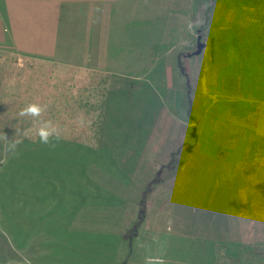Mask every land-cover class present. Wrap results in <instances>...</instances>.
I'll return each mask as SVG.
<instances>
[{
  "label": "rangeland",
  "instance_id": "rangeland-1",
  "mask_svg": "<svg viewBox=\"0 0 264 264\" xmlns=\"http://www.w3.org/2000/svg\"><path fill=\"white\" fill-rule=\"evenodd\" d=\"M156 1L149 2L150 16H160L143 42L136 38L142 33L114 40L125 55L120 62L113 46L110 59L138 71L127 52L149 48L152 77H111L96 105L94 97L65 102L60 81L83 75L41 60L39 72L19 71L29 61L18 58L0 30V244L4 238L11 250L0 246V264H63L46 247L63 243L43 229L49 219L61 232L105 234L88 245L93 250L86 245L95 239L82 235L84 247L71 264H172L173 256L192 264H264V215L255 219L250 207L258 181L232 163L243 158L240 144L253 143L261 159L252 165L248 158V165L264 172V0ZM130 19L125 28L135 24ZM198 34L204 47L196 54ZM242 39L253 41L247 51L254 50L256 65L244 76L235 72L243 64ZM236 100L251 102L238 120L228 103ZM29 103L44 106L41 118L57 127L49 144L35 134L41 118L19 115ZM30 177L33 196L21 186ZM239 186L251 196L242 205ZM12 224L30 234L20 250L11 244ZM223 242H235L234 257L220 248ZM239 242L244 249L235 247Z\"/></svg>",
  "mask_w": 264,
  "mask_h": 264
},
{
  "label": "crops",
  "instance_id": "crops-1",
  "mask_svg": "<svg viewBox=\"0 0 264 264\" xmlns=\"http://www.w3.org/2000/svg\"><path fill=\"white\" fill-rule=\"evenodd\" d=\"M150 1L155 3L154 6L158 5L156 0H0V30L5 34L3 40L6 39L10 42L17 51L18 58L24 57L29 61L26 63L27 67H23L19 71H37L40 67H44L38 63L41 60L45 65L48 63L53 65L50 66L51 68L58 67L70 73L76 72L78 75H83L85 76L83 81L72 83L68 82L69 80L60 81L64 89L65 102H77V100L87 98L84 103H88L94 97L90 103L96 105L101 102L100 98L103 97L100 95L99 89L103 85H108L111 77L120 75L132 79L138 78L143 74L137 73H145L151 67L150 61L145 60L149 54L145 49L139 52H127L133 62L139 61L138 71L130 65L122 68L121 64H113L110 60L113 46L117 48L115 55L120 62H123L121 57L125 55L124 51L120 50L121 43L114 45V40H124L126 35L134 38L136 33H142L141 37L136 38H140L141 41L142 38L145 39L143 34L148 32L146 30L152 23V19L160 16L159 13L150 16ZM138 9L141 10L137 14L139 20H135V11ZM126 16H130V20L137 25L133 24L125 28ZM114 20L118 21V25H114ZM129 56L124 57V60L127 61ZM30 60H35V63ZM239 68L242 71L244 66L241 65ZM248 73L250 72L243 71V76ZM252 81H254V77H251L250 82ZM41 83L43 82L41 81ZM239 84H241L240 81H238ZM260 84L264 87V81ZM117 86L110 89L111 99L116 93ZM228 103L231 105L229 106L230 110H233L232 118L238 120L245 116V111L251 102L236 100L228 101ZM236 107H238V111ZM94 108L97 109L96 106ZM240 145L243 158L239 161L232 160V163L239 167L240 174L249 177V180L258 181L259 194L254 196L257 198H253V203L250 205L251 214H254L255 217L258 215L255 218L258 219L262 216L261 214L264 215V199H262L264 196V172L261 166L257 168L252 165L256 164L259 158L261 159V155L259 157L256 154L260 146L253 143ZM251 157L252 165H248L250 163L248 158ZM238 190L241 201L239 205L250 200L251 196L247 192L243 194V187L239 186ZM223 193L224 196L228 195L227 190H224ZM245 221L247 220L245 219ZM179 242L181 243L179 246L182 247V238L178 236ZM232 243L235 242L227 244L223 242L219 246L220 248L230 247ZM246 245L239 242L235 247L241 248L242 246L244 249ZM209 247L216 248L214 242H211ZM183 261L178 256L170 257L167 260L172 264H192Z\"/></svg>",
  "mask_w": 264,
  "mask_h": 264
},
{
  "label": "trees",
  "instance_id": "trees-1",
  "mask_svg": "<svg viewBox=\"0 0 264 264\" xmlns=\"http://www.w3.org/2000/svg\"><path fill=\"white\" fill-rule=\"evenodd\" d=\"M240 1L243 4H248L247 2L249 0H240ZM262 2H264V1H262ZM135 25H137V23H135ZM252 35L254 36V32L252 33ZM252 39H254V37ZM242 41H244V43H246V44L240 46V48H239L240 50L237 53V55L243 61L242 65L244 66V68L241 71V69L239 68L241 65L239 67L237 66L235 72L243 75V71L252 73L254 71L256 65H255V61H254L255 58L251 54V52L254 51V50L249 51V52L247 51L248 47H250V48L252 47L251 44H253V41L250 42V40H247V39L246 40L242 39ZM141 42H143V41H141ZM145 51H148V50L145 49ZM246 55H248V57ZM245 60L247 62H249L248 64L246 63V66L244 65L245 62H246ZM138 62L139 61H135L134 63H138ZM150 62H151V60H150ZM236 64H240V63L237 62ZM148 71H146L145 73L139 72L137 74H143V75L146 74L145 76L150 79L152 77V72L148 73ZM55 145H58V143H55ZM43 150H45V149H43ZM49 174H51V172ZM22 183H25V184H21L22 188L25 187L26 190L29 189L28 193H26V194H28L30 196H33V194H35V191H34L35 188L33 187L34 178L33 177L24 178ZM35 207L36 206H34L33 204L28 206V208L30 209L29 211L33 210ZM51 221L52 220L49 219V220H47V222L45 221V222L41 223V225H43V226L45 225L43 227V229L45 231L47 230V233L49 232V234H55L56 236H61V239L63 240V243H62L63 245L59 244V242H62L60 240H55V242H53V243H51L49 241H46V244H47L46 247L50 248V250H49L50 253H51L50 256H52L54 260L55 259H57L59 261L61 260L63 262V264H71V262L77 257L76 255H78L79 250H82V248L84 247V241H82V239H83L82 235H84V237L86 239H95L92 242L88 243L86 245V247H89L88 245H90L91 243L100 244L99 241L103 240L104 236H105V234L91 233V232H82V231L80 232L79 230H69V229H66V230L63 229V232H61L57 228H55V229L52 228V227L50 228V226L48 224ZM7 228H10L12 230V232L10 231L9 233H10V240L12 241L11 244H12L13 247H15L16 249L20 250L22 247L25 246L24 245L25 242L28 243V240L30 238V234L27 233V237L24 236L25 230H24V228L22 226L19 227L16 224H12V227L9 226ZM59 234H61V235H59ZM48 239H50V235H49ZM2 243H3L2 245L0 244V246L2 248L1 250L4 253H10L11 250L8 248V245H6L7 243H6V240L4 238H3ZM231 247H232V245H230V247L229 246L223 247V249H224L225 254L227 256L234 257L233 256V252L231 251ZM87 250H93L92 246L87 248Z\"/></svg>",
  "mask_w": 264,
  "mask_h": 264
},
{
  "label": "clouds",
  "instance_id": "clouds-1",
  "mask_svg": "<svg viewBox=\"0 0 264 264\" xmlns=\"http://www.w3.org/2000/svg\"><path fill=\"white\" fill-rule=\"evenodd\" d=\"M45 107L38 103H29L23 107L19 115L21 117L41 118L45 111ZM39 142L42 144H49L55 137L58 138L57 127L50 120L39 119V126L35 130Z\"/></svg>",
  "mask_w": 264,
  "mask_h": 264
},
{
  "label": "water",
  "instance_id": "water-1",
  "mask_svg": "<svg viewBox=\"0 0 264 264\" xmlns=\"http://www.w3.org/2000/svg\"><path fill=\"white\" fill-rule=\"evenodd\" d=\"M198 33H199V31H198ZM196 47H197V49L194 52L196 54H198L202 50V48L204 47V43L201 41V35L200 34H198V36H197V45H196ZM194 129H195V127L192 128V135L195 134L194 133Z\"/></svg>",
  "mask_w": 264,
  "mask_h": 264
}]
</instances>
